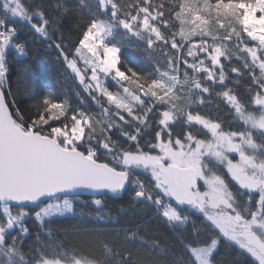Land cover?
Segmentation results:
<instances>
[{
  "label": "snow or ice",
  "instance_id": "obj_1",
  "mask_svg": "<svg viewBox=\"0 0 264 264\" xmlns=\"http://www.w3.org/2000/svg\"><path fill=\"white\" fill-rule=\"evenodd\" d=\"M0 9V264H155L138 244L167 264H221L222 246L236 264H264V0H0ZM10 18L50 41L99 117L41 93L28 66L35 111L4 91L9 56L27 55ZM66 20L74 42H64ZM133 38L151 72L122 59ZM213 93L230 121L209 109ZM85 192L98 220L110 216L106 198L126 193L170 238L149 241L141 221L91 259L61 250L50 226Z\"/></svg>",
  "mask_w": 264,
  "mask_h": 264
},
{
  "label": "trees",
  "instance_id": "obj_2",
  "mask_svg": "<svg viewBox=\"0 0 264 264\" xmlns=\"http://www.w3.org/2000/svg\"><path fill=\"white\" fill-rule=\"evenodd\" d=\"M25 4H29L30 0H24ZM2 9H0V18L5 17ZM10 23L15 24L18 29V39L26 42V56H19L11 54L8 58L9 76L4 80L3 89L7 93L9 90L15 95L18 101H23L20 107L28 110L35 111L32 101L28 100L24 92L23 80L21 73L25 66L31 68L34 79L38 80L39 91L43 94H50L53 99L59 101H67L72 108H85L94 113L97 117L100 115V110L91 102L87 93L83 92L82 87L74 78V74L69 71L58 58L57 49L50 46V41L35 35L27 22L21 21L19 18H10ZM64 42H74L76 38V31L74 24L69 21L64 22ZM58 33L54 34L57 36ZM117 38H120L119 36ZM109 39H111L109 37ZM145 44L133 38L131 41L125 43L122 49V59L127 61L130 66H133L144 72L152 71V61L148 58V53L145 51ZM156 59H159V53L154 54ZM258 74V70H257ZM234 76V74H232ZM247 77L239 85L241 95H245ZM108 84L112 86L113 90H117L118 86L111 80ZM36 86L34 84L33 91L35 92ZM79 93V95L77 94ZM11 97L9 102L11 103ZM210 99L213 101L209 105V109L215 114L219 111L225 121H230L231 116L228 114L227 109L220 104L213 93ZM246 99V96H245ZM219 105V108H217ZM255 106H250L249 110L252 111ZM209 109H206L208 111ZM13 111L15 109L13 108ZM256 114H259L258 112ZM115 138V136L113 137ZM226 179L231 181L230 176ZM234 183V182H233ZM93 198L81 196L80 200L74 204L75 214L69 215L67 219H57L50 227L53 230L54 236L52 244L62 245L61 250H67L71 253L75 250L81 255H87L90 259L94 255H98L102 248L103 241H109L116 236L117 232L121 239H123L122 229L130 225H135L141 221L150 224L149 228L145 230V235L149 241L156 238L162 243L165 242V237L170 238V232L157 223L154 218L149 222L148 216L139 208L133 207L129 200V196L125 193L120 197H109L104 201V209L102 212L110 213V216L105 220L96 219V207L91 203ZM123 205L124 210H120ZM29 228L33 233L37 231V224L31 218L26 221ZM31 240L26 241L25 250L27 245L31 244ZM139 251L147 258L154 261L155 264H167L171 259L169 256L157 255L150 251L147 247L137 245ZM217 260L221 264H236V252L229 249L227 246H222L217 254ZM249 261L252 258L247 257ZM244 257H240L243 261ZM254 264V262H253Z\"/></svg>",
  "mask_w": 264,
  "mask_h": 264
},
{
  "label": "rangeland",
  "instance_id": "obj_3",
  "mask_svg": "<svg viewBox=\"0 0 264 264\" xmlns=\"http://www.w3.org/2000/svg\"><path fill=\"white\" fill-rule=\"evenodd\" d=\"M69 71L71 72V70L69 69ZM106 83H108L109 82V80H106L105 81ZM115 83V82H114ZM114 91H116V90H114ZM258 115V114H257ZM235 159H239V157L238 156H236L235 154H231ZM154 220H155V218H154ZM156 221V220H155ZM157 223H159L158 221H156ZM160 224V223H159ZM161 225V224H160ZM161 226H163V225H161ZM168 230V229H167ZM169 231V230H168Z\"/></svg>",
  "mask_w": 264,
  "mask_h": 264
},
{
  "label": "water",
  "instance_id": "obj_4",
  "mask_svg": "<svg viewBox=\"0 0 264 264\" xmlns=\"http://www.w3.org/2000/svg\"><path fill=\"white\" fill-rule=\"evenodd\" d=\"M81 196H85V197H90V198H93L89 193L85 192V193H82Z\"/></svg>",
  "mask_w": 264,
  "mask_h": 264
}]
</instances>
